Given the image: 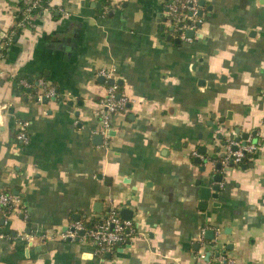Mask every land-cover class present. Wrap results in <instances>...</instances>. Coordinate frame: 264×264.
I'll use <instances>...</instances> for the list:
<instances>
[{
    "label": "crops",
    "instance_id": "crops-1",
    "mask_svg": "<svg viewBox=\"0 0 264 264\" xmlns=\"http://www.w3.org/2000/svg\"><path fill=\"white\" fill-rule=\"evenodd\" d=\"M205 1L181 39L165 0H48L20 30L18 0H0V39L14 31L0 59V190L18 197L0 214V264H198L203 227L234 264H264V0ZM100 68L129 102L97 143ZM21 79L59 94L37 101ZM24 120L26 144L15 137ZM255 130L251 157L215 167L227 135ZM215 183L201 203L200 186ZM123 207L135 233L109 256L58 234L77 215Z\"/></svg>",
    "mask_w": 264,
    "mask_h": 264
},
{
    "label": "built area",
    "instance_id": "built-area-1",
    "mask_svg": "<svg viewBox=\"0 0 264 264\" xmlns=\"http://www.w3.org/2000/svg\"><path fill=\"white\" fill-rule=\"evenodd\" d=\"M165 19L164 23L171 26V29L181 39H189L186 35L187 30L195 29L197 23L202 21L203 4L199 0H165ZM23 2V18L20 21H15L16 29H22L24 26H32L37 16L41 15L46 6H41L40 0H22ZM37 7L41 9L37 12L33 10ZM19 9V6H18ZM14 32V31H13ZM12 32V33H13ZM12 33L4 35L0 39V59L4 56L5 47L12 43ZM113 69L100 68L97 74L104 77L107 81L110 78L114 79ZM22 86L21 93L37 101H42L44 97L58 96V88L51 83H47L43 79H38L37 89L29 91L26 87L30 86L29 81L21 79L19 82ZM129 99L126 95L118 93V85L114 82L108 84L106 94L99 99V103L93 108V114L96 118L97 126L93 133L100 136L108 137L110 131V117L119 110L125 109ZM26 120L18 122V129L15 137L22 143L28 142L26 133ZM261 133L255 130L248 133L246 138L234 139L227 135L224 142L220 144V151L214 161H219L221 168L226 171L230 167L239 166L246 158L251 157L261 145ZM235 147V148H234ZM18 197L9 191L0 190V214L8 215L10 211L17 209ZM213 237L205 238L204 233L206 228L203 227L200 233V247L195 253L198 264H234L232 255L227 254L222 250V247L217 245L218 230L212 228ZM134 232V222L132 218H123L118 213V210L112 209L105 214L95 216H84L75 219L63 231L58 234L62 238L77 239L83 243L94 246L99 252H112L118 246L126 243Z\"/></svg>",
    "mask_w": 264,
    "mask_h": 264
},
{
    "label": "water",
    "instance_id": "water-1",
    "mask_svg": "<svg viewBox=\"0 0 264 264\" xmlns=\"http://www.w3.org/2000/svg\"><path fill=\"white\" fill-rule=\"evenodd\" d=\"M206 2H207V1H205V0H199V3H200V4H204V3H206ZM209 8H210V7H209ZM197 25H200V23H197ZM193 34H194V31H193V30H187V31H186V35H187V36H193ZM16 38H17V37H15V39H16ZM178 40H179V39L175 38V41H176V42H178ZM98 79L101 80V81H104V77H102V76H99ZM116 81L118 82V80H116ZM113 82H114V79H112V78H110V79L107 80V83H109V84H111V83H113ZM43 101H46V99H43ZM228 118H229L228 116H227V117H219L218 121L221 123V126H222V127L224 126V120H225V119H228ZM226 130H229V127H227ZM234 130H235V133H238V132H239V129H238V128H235ZM229 133H230V132H229ZM111 134H112V131H111ZM247 135H248L247 132H246V133H242V134H240V136H239V135H236V136L234 137V139L238 140V139H241V138H246ZM218 136L221 137L220 134H219ZM93 140H94L95 142L99 143L100 140H101V136L97 134V135H95V136L93 137ZM222 142H224V140H223ZM205 148H206L205 146H201V147H199V151L202 152V153H204ZM234 148H235V147H234ZM215 167H216V168H219V167H220V164H219V163H216V164H215ZM203 168H204V167H203ZM222 177H223V176H222L221 173H215V174L212 176V180H213V181H216V182H220V181L222 180ZM198 183H199V182H198ZM219 189H220V185H219L218 183H215V184L212 185V186H200V198H201V200H202L201 203L204 204L205 201H206L210 196L216 198ZM211 190H212V191H211ZM96 203L100 204V202H98V201H97ZM94 210H95V211H98V209H96L95 206H94ZM99 210H100V209H99ZM130 214H131V209H128V208H126V207H123V208L120 209V215H121V216H123V217H126V216L129 217ZM78 218H79L78 215L75 216V219H78ZM205 236H206L207 238H212V237H213V230H211V229L207 230V231L205 232ZM217 245H218V247H221V246H222V243L218 242ZM196 248H197V245H196ZM105 255H106V256H109V255H110V252H107Z\"/></svg>",
    "mask_w": 264,
    "mask_h": 264
},
{
    "label": "trees",
    "instance_id": "trees-1",
    "mask_svg": "<svg viewBox=\"0 0 264 264\" xmlns=\"http://www.w3.org/2000/svg\"><path fill=\"white\" fill-rule=\"evenodd\" d=\"M47 1L48 0H40V2H42L41 3V6H46L47 5ZM18 6H19V9L16 11V13H15V21H20L22 18H23V12H22V9H23V2H22V0H18ZM41 9V7H37L36 9H34L33 11L34 12H37V11H39ZM16 29V26H15V24L12 26V29ZM17 33H18V31H17ZM2 51H4L3 49H2ZM29 83H30V86L29 87H26V89L27 90H29V91H35L36 89H37V83H34L33 81H29ZM4 191V190H3ZM5 216H7V214L5 215Z\"/></svg>",
    "mask_w": 264,
    "mask_h": 264
}]
</instances>
